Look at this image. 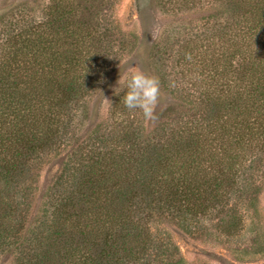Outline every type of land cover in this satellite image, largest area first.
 Masks as SVG:
<instances>
[{"label":"trees","instance_id":"obj_1","mask_svg":"<svg viewBox=\"0 0 264 264\" xmlns=\"http://www.w3.org/2000/svg\"><path fill=\"white\" fill-rule=\"evenodd\" d=\"M115 1L53 0L46 18L1 27L0 254L17 248L24 231L31 237L21 245L34 247L16 264H167L168 249L157 263L150 258L153 230L144 221L166 213L193 233L192 220L222 214L233 195H251L241 169L254 157L250 146H259L253 138L264 143V0H225L221 35L196 32L179 51L185 92L169 93L178 104L199 89L196 122L148 147L128 125L108 149L102 136L82 141L75 124L88 118L87 94L118 55L108 20ZM10 14L0 15V26ZM158 54L150 57L154 76L162 71ZM67 148L44 217L26 226L35 169L45 154ZM220 216L229 233L243 219L238 207Z\"/></svg>","mask_w":264,"mask_h":264},{"label":"rangeland","instance_id":"obj_2","mask_svg":"<svg viewBox=\"0 0 264 264\" xmlns=\"http://www.w3.org/2000/svg\"><path fill=\"white\" fill-rule=\"evenodd\" d=\"M52 2L53 0H0V15L12 10V14L0 26V42L4 38V30L1 28L4 24H18L19 27L32 20L44 19ZM228 13L230 11L225 0H116L111 6L109 15H112L108 20H113V39L120 45L116 48L118 55L110 60L108 75L104 74L89 90L87 106L81 113L86 112L88 118L82 124H75V133H79L82 141L88 133L102 136L104 145H109V149L112 143L115 144L112 137H120L122 129L129 125L143 137V147H148L151 141L161 139L164 142L172 138L174 131L186 126L189 120L196 122L201 117L199 89L196 88L194 93L196 97L191 96L178 104L169 93L171 89L178 87L180 89L176 93L184 95L182 92H185L180 84L183 75L188 73V67L179 51L184 49L186 40L196 32L201 37L221 35L219 32L223 31V19ZM71 17L78 19L74 15ZM157 42L160 43L159 49L154 48ZM158 50L157 58L162 65V71L158 70L156 76L162 82L156 108L158 119L150 121L145 119L140 109H127L119 93L121 90L127 91V78L135 68L154 76L150 68V57L153 53L156 59L155 53ZM83 104L85 105L82 103V106ZM121 116L129 118V121L120 123ZM253 139V144L259 146H250L254 157H247L241 169L242 175L249 181L251 195L242 200L233 195L228 205L230 209L238 207L242 222L231 233L227 232L226 227L219 226L220 215H226L229 209L226 207L220 215L215 210L192 220L196 232L188 233L166 213L157 214L153 220H150L151 217L144 221L153 230L151 243L155 246H151L149 250L150 258L155 260L153 263L158 262V253L168 249L169 254L162 256L167 264H264V143L257 140V137ZM83 144L87 147V140ZM69 150L71 149L67 148L61 154H45L35 169L31 180L36 189L31 195L33 207L28 214L26 226L33 227L44 217L42 206L48 199L46 192L54 184ZM207 170L210 174L214 173L212 168L208 167ZM23 233L17 248L0 254V264H16L19 257H27L33 252L34 247L26 248L25 244L26 238L31 235ZM23 241L24 246L21 245Z\"/></svg>","mask_w":264,"mask_h":264},{"label":"clouds","instance_id":"obj_3","mask_svg":"<svg viewBox=\"0 0 264 264\" xmlns=\"http://www.w3.org/2000/svg\"><path fill=\"white\" fill-rule=\"evenodd\" d=\"M187 58L190 59V56ZM123 103L127 109H140L146 120L158 119L156 108L160 96L159 78L145 74L142 70L135 68L127 78Z\"/></svg>","mask_w":264,"mask_h":264}]
</instances>
